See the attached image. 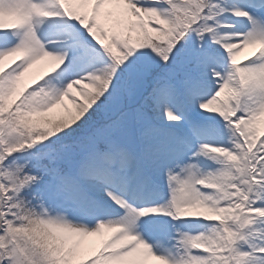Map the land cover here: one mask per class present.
I'll use <instances>...</instances> for the list:
<instances>
[{
  "label": "snow or ice",
  "instance_id": "1",
  "mask_svg": "<svg viewBox=\"0 0 264 264\" xmlns=\"http://www.w3.org/2000/svg\"><path fill=\"white\" fill-rule=\"evenodd\" d=\"M0 264H264V0H0Z\"/></svg>",
  "mask_w": 264,
  "mask_h": 264
}]
</instances>
